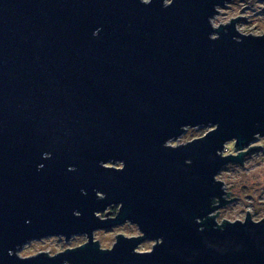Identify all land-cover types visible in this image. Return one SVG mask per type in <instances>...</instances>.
Returning <instances> with one entry per match:
<instances>
[{
	"label": "water",
	"instance_id": "1",
	"mask_svg": "<svg viewBox=\"0 0 264 264\" xmlns=\"http://www.w3.org/2000/svg\"><path fill=\"white\" fill-rule=\"evenodd\" d=\"M228 1L0 0V264H264V217L213 214L237 198L217 172L264 136V33L215 26ZM124 222L141 234L100 247Z\"/></svg>",
	"mask_w": 264,
	"mask_h": 264
},
{
	"label": "rangeland",
	"instance_id": "2",
	"mask_svg": "<svg viewBox=\"0 0 264 264\" xmlns=\"http://www.w3.org/2000/svg\"><path fill=\"white\" fill-rule=\"evenodd\" d=\"M264 2L261 0H230L218 8L219 13L212 17L211 21L215 26L227 23L231 18L239 16L236 27L242 33L263 34L264 33ZM211 125L186 127L184 132L176 138H172L168 143L182 144L183 142L194 139L205 134ZM251 145H258L249 149V152L243 158L242 163L229 162L218 172L216 179L222 181L225 197L229 202L213 214H216L217 223H222L224 218L228 221L244 220L246 210H248L253 220H260L264 217V136H259ZM235 140L227 141L224 149L221 151L224 155L228 153L236 154L234 150ZM108 164H111L108 162ZM119 167L120 162L113 164ZM118 205L107 208L113 213L117 211ZM104 216V212H100ZM94 239L98 241L100 247L111 248L116 239V234L133 236L141 234L135 223L124 222L121 225L110 227L109 229L94 230ZM87 241L85 233L72 235L67 240L62 234L35 238L24 243L17 253L21 257L35 255L38 252L47 251V254L54 255L58 251L65 250L68 247H76L78 244ZM155 241L144 239L136 247L138 251L149 250ZM62 264H70L63 262Z\"/></svg>",
	"mask_w": 264,
	"mask_h": 264
},
{
	"label": "flooded vegetation",
	"instance_id": "3",
	"mask_svg": "<svg viewBox=\"0 0 264 264\" xmlns=\"http://www.w3.org/2000/svg\"><path fill=\"white\" fill-rule=\"evenodd\" d=\"M116 212H117V211H116ZM116 212H115V213H116ZM113 214H114V213H113Z\"/></svg>",
	"mask_w": 264,
	"mask_h": 264
},
{
	"label": "trees",
	"instance_id": "4",
	"mask_svg": "<svg viewBox=\"0 0 264 264\" xmlns=\"http://www.w3.org/2000/svg\"><path fill=\"white\" fill-rule=\"evenodd\" d=\"M115 212H116V211H115ZM115 212H114V213H115Z\"/></svg>",
	"mask_w": 264,
	"mask_h": 264
}]
</instances>
